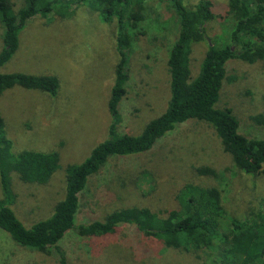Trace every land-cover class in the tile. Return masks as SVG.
Segmentation results:
<instances>
[{"label":"rangeland","instance_id":"rangeland-1","mask_svg":"<svg viewBox=\"0 0 264 264\" xmlns=\"http://www.w3.org/2000/svg\"><path fill=\"white\" fill-rule=\"evenodd\" d=\"M18 1V0H12ZM199 0H184L193 9ZM223 13L226 0H210ZM145 35L138 37L129 62V81L120 104L118 131L132 136L160 116L169 97L168 49L178 33L170 4L146 1ZM3 29L0 24V51ZM222 34L215 21L206 26V41ZM116 23H105L87 6L67 18L35 17L18 35V49L0 68L1 74L23 73L54 76L59 83L55 97L13 87L0 96V117L12 153L23 150L55 152L59 168L44 185L24 184L11 175L17 218L25 227L46 219L65 193L64 169L82 162L107 138L111 123L107 103L114 82L118 55ZM206 42L192 46L191 77L199 71ZM232 82H225L216 107L230 109L242 135L264 136V61L227 65ZM210 168L217 176L200 175ZM183 180L215 187L223 205L236 219L256 211L264 201V165L256 175L231 166L219 138L206 123L189 120L165 134L142 154L111 158L90 177L79 195L76 226L103 220L111 212L132 205L152 210L172 209L177 201L168 196L170 182ZM167 194V195H165ZM1 198V192H0ZM68 264H197L178 257L144 238L134 226L120 225L111 236L93 237L68 231L59 242ZM0 264H58L55 253L45 255L17 246L0 230Z\"/></svg>","mask_w":264,"mask_h":264},{"label":"trees","instance_id":"trees-1","mask_svg":"<svg viewBox=\"0 0 264 264\" xmlns=\"http://www.w3.org/2000/svg\"><path fill=\"white\" fill-rule=\"evenodd\" d=\"M147 0H0L3 29L0 68L18 49V35L35 17L67 18L81 6L96 12L105 23H116L115 49L118 61L107 103L111 123L107 138L96 145L80 163L68 165L65 193L46 219L25 227L12 206L15 194L11 175L24 184L44 185L59 168L55 152L23 150L12 153L0 117V230L19 247L45 255L55 253L58 264H68L59 242L73 229L93 237L114 235L120 225L134 226L144 238L178 257L197 264H264V201L243 219L233 218L223 205L222 193L183 180L170 182L168 196L177 201L172 209L152 210L132 205L108 214L103 220L76 226L79 195L90 177L111 158L150 151L165 134L189 120L206 123L219 138L231 166L247 175H256L264 165V136L242 135L239 121L230 109L216 104L225 82H232L227 65L235 60L247 64L264 61V0H226L223 13L212 1L199 0L193 9L184 0H161L176 15L178 33L168 49L169 97L163 113L150 120L137 136L118 131L120 104L129 81V62L138 37L145 35ZM217 22L222 34L206 41V26ZM206 42L207 50L198 74L192 78V46ZM20 87L55 97L58 80L50 75L0 73V96ZM264 100V97H263ZM264 124V116L254 117ZM200 175L215 177L210 168H197ZM167 195V194H165ZM181 260V259H180Z\"/></svg>","mask_w":264,"mask_h":264}]
</instances>
